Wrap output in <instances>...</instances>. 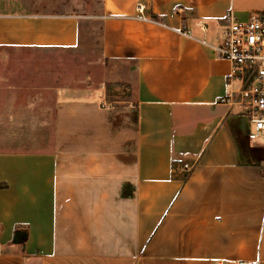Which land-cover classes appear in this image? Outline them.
<instances>
[{"label": "crops", "instance_id": "1", "mask_svg": "<svg viewBox=\"0 0 264 264\" xmlns=\"http://www.w3.org/2000/svg\"><path fill=\"white\" fill-rule=\"evenodd\" d=\"M41 8L0 0V47H77L79 19ZM262 10L264 0H104L103 55L116 65L105 85L133 100L102 111L51 86L7 110L55 113L46 127L64 119L68 131L0 152V264H264L261 161L241 157L230 125L241 127V109L220 103L231 65L215 50L227 12Z\"/></svg>", "mask_w": 264, "mask_h": 264}, {"label": "rangeland", "instance_id": "2", "mask_svg": "<svg viewBox=\"0 0 264 264\" xmlns=\"http://www.w3.org/2000/svg\"><path fill=\"white\" fill-rule=\"evenodd\" d=\"M35 3L43 11L77 17L80 43L72 49L0 47V152L33 151L50 143L51 138L65 142L68 130L64 119L59 130L45 125L47 120H54L55 113L7 111L30 107V102L41 98L51 86L58 88L60 101L90 102L102 111L117 109L133 100L128 87L105 85V75L116 65L103 55L104 0H35ZM55 100L53 96L44 102L55 104ZM236 124L238 118L230 123L235 139L241 146L243 142L250 144L245 132L240 136ZM240 151L242 158L249 161L244 155L246 151L243 148ZM259 156L264 159V150L257 152L256 159Z\"/></svg>", "mask_w": 264, "mask_h": 264}, {"label": "built area", "instance_id": "3", "mask_svg": "<svg viewBox=\"0 0 264 264\" xmlns=\"http://www.w3.org/2000/svg\"><path fill=\"white\" fill-rule=\"evenodd\" d=\"M139 11L146 19L144 7ZM225 20L227 29L215 50L220 59L230 63L231 70L227 92L220 103L241 109V127L249 143L264 150V10L252 13L246 20L229 11ZM184 33L190 35L189 31ZM260 167L264 175V159ZM192 169L189 164L178 168L187 175Z\"/></svg>", "mask_w": 264, "mask_h": 264}, {"label": "trees", "instance_id": "4", "mask_svg": "<svg viewBox=\"0 0 264 264\" xmlns=\"http://www.w3.org/2000/svg\"><path fill=\"white\" fill-rule=\"evenodd\" d=\"M238 130H239V134H240V136H242V133L244 132L243 131V129L241 128V127H239L238 128ZM235 141H236V144H237V146H238V149L240 150L241 148H243L246 152V154H244V155H247V157L249 158V161H245L243 158V160L245 161V162H257V163H259L260 161H262L263 160V158L261 157V156H259L257 159H256V155H257V152H259L257 149H255L254 147H252L250 144H248V143H244L243 141V146H241L240 144H239V141L238 140H236L235 139ZM241 152V151H240ZM242 157V156H241ZM254 159H256L255 161H254ZM185 178H188V175L187 174H185ZM7 187V185L6 184H3V183H0V189H3V188H6ZM133 195V192H130V193H127V191H125L124 192V197H131Z\"/></svg>", "mask_w": 264, "mask_h": 264}]
</instances>
